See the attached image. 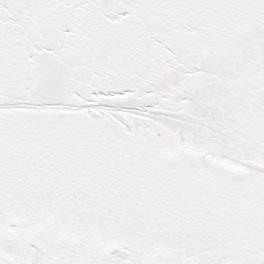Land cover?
<instances>
[{
  "label": "snow or ice",
  "instance_id": "obj_1",
  "mask_svg": "<svg viewBox=\"0 0 264 264\" xmlns=\"http://www.w3.org/2000/svg\"><path fill=\"white\" fill-rule=\"evenodd\" d=\"M0 264H264V0H0Z\"/></svg>",
  "mask_w": 264,
  "mask_h": 264
}]
</instances>
